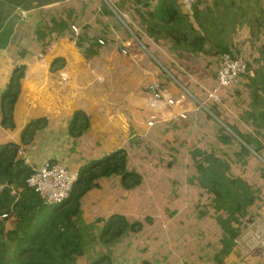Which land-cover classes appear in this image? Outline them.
Segmentation results:
<instances>
[{"label": "trees", "instance_id": "16d2710c", "mask_svg": "<svg viewBox=\"0 0 264 264\" xmlns=\"http://www.w3.org/2000/svg\"><path fill=\"white\" fill-rule=\"evenodd\" d=\"M154 1L156 2L153 4L152 0H145L142 5L141 0H39V4L42 3L39 6L55 2L57 6L52 7V10H55L54 15L48 14L43 18L42 31L36 33L34 41L36 51L44 53L60 38L72 40L74 37L71 26L76 28V25H81L85 32L75 37L78 38L75 47L90 61L92 49L99 46L96 35L89 32L90 25L97 23L100 32H109L108 25L104 26L96 17L102 15L113 27L120 25L118 19L127 26L129 22H135L142 27L144 34L140 35L135 31L132 33L151 51L156 60L159 61L160 55L152 52L154 46L163 50L164 54L169 55L178 65L181 63L182 70L192 75L198 70L196 65L195 71L191 69L193 62L203 64V58L214 57L210 46L204 47L205 43H212V36L216 39L212 44L217 48L218 55L231 53L222 37L229 29L233 30L238 25L232 17L242 19L247 16L249 9V3L239 7L236 5L237 0H211L210 5L207 0H195L190 9L183 13L177 0ZM127 3L135 10L134 14L125 9ZM143 6L151 9L142 13L140 8ZM256 6L257 16L254 22L257 27L263 25L264 30V11L259 5ZM94 7H99L101 13L98 14ZM123 14L129 22L121 16ZM224 19H227L229 24H217ZM178 69L175 67V71L182 74ZM25 74L26 66H21L11 76L7 88L1 93L2 105L6 110L1 111L0 129L15 128L13 112ZM247 79L250 112L242 111L244 116L240 119L244 121V125V119H247L245 126L249 128L248 124H251L256 128L257 134L264 129V77L259 80L252 77ZM200 101L204 102L208 112L200 108L196 113H188L187 118L180 122L166 121L156 124L152 129L156 142L162 140L176 143L180 147L187 145L189 165L184 164V151L180 153L181 159L178 160L157 148L156 142L146 144L137 137L138 139L134 138L125 147L94 161L88 168H80L69 198L53 210L43 206L39 197L27 187L26 179L31 173V168L17 158L19 146L7 141L0 133V264H81V257L86 264H100L102 253L98 248V240L85 236L87 228L76 218L80 200L86 197L88 191L98 186L100 180L106 179H112L113 184H119L121 196L127 192H135L144 177L146 180L151 179V174L146 173L142 178L137 171L139 167H144V159H148L149 165L154 166L156 170L159 168L157 171L160 175L168 177L171 174L162 171H175V165H178L190 169L189 173L196 176L199 183L190 186L188 192L195 194L194 202L197 196L202 200L207 195L211 197L212 208L208 216L210 222L203 229L209 230L214 234V238H217L216 245L219 244L220 248L214 253L212 261L222 264L221 259L230 254L232 240L247 224L263 218L264 144L257 138L258 134L253 137L243 126L224 123L227 130L217 124L218 132H221L219 141L222 147L212 146L209 152L195 149V141L188 135L198 131L194 124L199 121L200 115L216 124L210 114L219 118L224 112L221 107L216 108L218 104L215 102L204 98ZM37 124L38 121H34L24 129L23 144L32 140L39 129ZM71 126L70 134L76 139L89 127V123L83 113L77 112L72 118ZM181 135H184L182 140ZM137 154L146 155L140 158L136 157ZM164 160H167L165 165ZM254 176L259 177L261 185H257ZM197 204L198 202L196 207ZM204 215L205 213L200 212V223L206 222V219L202 220ZM10 217L14 224L8 221ZM162 217L167 216L162 213ZM107 227L108 232L106 230L104 234L105 242L109 243L114 242L124 233L126 227L131 226H126L123 219H116ZM201 238L206 242L209 240L204 232ZM93 258L95 261H92Z\"/></svg>", "mask_w": 264, "mask_h": 264}, {"label": "crops", "instance_id": "0c3cea01", "mask_svg": "<svg viewBox=\"0 0 264 264\" xmlns=\"http://www.w3.org/2000/svg\"><path fill=\"white\" fill-rule=\"evenodd\" d=\"M38 1L0 0V117L1 111L6 110L1 93L15 71L26 66L13 112L15 128L0 129V133L7 141L22 147L32 165L41 166L49 160L78 172L108 153L125 147L134 138H140L146 144L155 143L152 129L164 122L161 121L163 105L152 104L148 93L151 82H159L174 96L177 112H193L194 102L200 103V99L205 97V93L199 95V89L189 81L191 75L183 70L182 74L175 71L178 64L169 55L158 52L159 61L152 62L149 57L155 58L151 51L118 18L129 32L118 24L113 27L104 16L96 15L104 26L108 25L109 32H100L97 23L90 25V34L104 42L92 49L90 61L75 47L78 38L75 39L73 34L72 40L60 38L44 53L36 51L34 41L36 33L42 31L43 18L48 14L54 15L52 7L57 6V2L39 6L42 3ZM261 3L264 11V1ZM178 4H181L180 0ZM94 8L98 14L101 13L99 7ZM20 11L25 12L24 18ZM248 20L242 18L237 22L238 27L234 29L239 32L238 42L228 47L232 51L246 52L245 56L249 58L246 73L236 81L241 82L245 106L250 103L247 77L257 80L264 77L263 25L257 27L255 22L252 25ZM76 28L77 37L85 32L81 25H76ZM209 82L211 85L212 79ZM243 109L250 112L249 107ZM77 112L86 116L89 127L74 139L70 129ZM34 121H38L39 129L32 140L23 144L24 129ZM148 122L153 126L148 127ZM162 143L167 142L159 140L155 144L160 149ZM137 171L142 176L146 173L143 167ZM112 182V179L100 180L98 186L88 191L80 200L76 216L77 221L87 228L84 235L98 240L102 253L100 264H215L212 246L207 248V242L200 239L202 232L189 235L182 228L165 226L162 220L157 223L146 216L148 225L143 227L140 219L144 216L132 207L137 208L138 204L127 200V194L132 193L121 196L119 184ZM113 195H118L120 200H113ZM58 206L48 208L53 210ZM116 219H123L126 226L131 227H126L114 242L106 243L104 233ZM80 230L83 232L81 226ZM80 262L86 264L83 259Z\"/></svg>", "mask_w": 264, "mask_h": 264}, {"label": "rangeland", "instance_id": "374dc122", "mask_svg": "<svg viewBox=\"0 0 264 264\" xmlns=\"http://www.w3.org/2000/svg\"><path fill=\"white\" fill-rule=\"evenodd\" d=\"M144 1L145 0H141V4L144 3ZM178 1L179 0H177V3ZM180 1H181L180 6L183 8L182 0ZM207 1H208V4L210 5L211 0H207ZM237 1L238 3L236 5H239V7L241 5L244 6L246 2L249 3L248 13H247V16H244V18L249 19L248 22L249 23L252 22L251 24L253 25L254 19L257 16L256 4L259 5L260 8H262L260 6L263 4L261 3L262 0H258L257 2L256 0H237ZM152 2L154 4L156 1L152 0ZM182 8H181L182 12L186 13V10ZM125 9L127 10L128 13L134 14L135 12V10H133V8L131 7L129 3L126 4ZM148 9H151V7L143 6L140 8V11L143 13L145 11H148ZM121 16L126 21L129 20L125 14ZM232 18L235 20V22H238V20H240L237 17H232ZM129 23L130 24L128 27L130 31L131 30L135 31L140 35L141 33L144 34V30L142 29V27H139L133 21ZM217 24L226 25V24H229V21L227 19H224L223 21ZM119 26H121L125 31L129 30V29H126L125 26L122 25V23H120ZM235 27H238V25ZM238 38H239V32L236 31L235 29L234 30L229 29V31H227L226 34H224L222 37L227 47H231V44H234V42L237 43ZM211 41L212 43L216 41L215 36L211 37ZM212 43H208L207 45L205 43L204 47L207 48L208 46H210V49H212V53L214 57L203 58L202 59V61L204 62L203 64L202 63L200 64L197 61L193 62V65L191 64L192 66L191 69L193 71H195L196 66L198 70L192 73L189 81L194 83V85L199 89V90L197 89L198 92L200 91L199 95H201L202 93H205L206 89H209L212 85H214L216 70L219 64L220 57L217 53L218 52L217 48L213 46ZM230 51L232 53H239L241 50L238 52L236 50H233V51L230 50ZM152 52L155 53V55L159 56L158 52L163 53V50L161 51L160 49H158V52H157L156 49H152ZM240 53L245 56L246 52L243 53L241 51ZM162 56L168 62H170L167 56H164L163 54ZM149 58L152 62L157 61L156 59H153L152 57H149ZM246 58L249 61V58L248 57ZM155 64L157 65V63ZM177 67L180 69L178 70L182 72L183 65L180 63ZM186 74L188 73L186 72ZM194 75H196L197 77L196 79L194 78ZM211 79H212V84L209 85L210 83L209 81ZM240 83L241 82L233 84L228 90L223 91L222 94H224V97H222L220 103H217L218 106L216 108L220 109L221 107L225 113L222 112L219 118H216L213 114H210L212 120L216 124H213L212 121L205 120L204 116H201L199 114L200 119L198 122L196 121V123L194 124L195 128H197L198 131L190 132V134L188 135L190 138H192L195 141L194 143L195 149H199L203 152L204 151L209 152L210 150H212V146L215 148L222 147L219 141V134H221V132H218L219 129L217 128V124L220 127H223L224 129L227 130V127L225 126L224 123L231 125V126H234V125L243 126L244 128H246L248 133H251L253 137L254 135L256 136L258 134L257 138L260 139L262 143L264 144V129L261 131V133L255 134L256 128L251 126V124H248L249 126L248 128L247 126H245L247 125V122H246L247 119H244L246 123L245 125L242 123L244 121L240 119L244 116L242 115L243 114L242 111L244 112L243 107H247V108L249 107V104L246 106L244 105V100L242 97V93L244 91L242 92L241 87L239 85ZM200 84L201 86L199 87ZM178 88L179 90H181L180 89L181 87H178ZM188 98L190 97L188 96ZM194 104H195L194 108L196 110H194L193 112L195 111L197 112L200 108L207 111V107L205 106L204 102L200 101V104L194 102ZM183 136L184 135L180 136L181 140ZM171 144H174L175 146H177V149L172 152L173 153L175 152L174 155L177 157L178 160L181 159L180 153L184 151L183 152L185 153L184 164L189 165L190 164L189 154H188L189 149L187 145L180 147L176 143H171ZM145 155L146 154H137L136 157L141 158ZM143 161H144L145 166L144 167L142 166V167L143 169L146 170L147 174H151L150 175L151 179L143 180L144 183H141L139 186H137V191L133 192L131 195L127 194L128 201H135L138 204L137 208L135 206H132L133 209L136 210L137 213L144 216L143 218L140 219L142 226L146 227L148 225L147 219H145V216H146V217H149V219L150 218L155 219L154 221H156L157 223L162 220L165 226L170 225V227L173 226V227L182 228L183 230L187 231V234L189 235H191L192 232L196 234L204 232L206 238L209 239L207 241V248L210 246L212 247L215 246V248L212 249L213 254L216 251H218L220 248V245L219 244L216 245L217 238H214V234H212L209 230L204 231L203 229L205 225L208 226V223L210 222V220H208V216H209L210 208H212V204H210V202H212L211 197L207 195L204 197V200H202L200 197L196 195L197 196L196 201L194 202L195 194L188 192L190 190L189 189L190 186H196L199 183L196 176L195 175L192 176V174L189 173L190 169L175 165V171L173 170L169 171L166 169L162 171V172L171 174L167 177L166 175H160V173L158 172L159 168H157L158 170L157 171L154 166H150L149 165L150 162L148 161V159H144ZM166 162L167 160H164L163 165H165ZM163 165L162 167H164ZM139 168L141 169V167ZM146 173H143V176H145ZM253 179L256 181L257 185H261L259 182L258 176H254ZM189 181H191V183H189ZM117 186L118 185H116V187ZM116 198H118L117 201L120 200L118 195H116V197H114L113 200H116ZM110 202L112 201L110 200ZM197 202L198 204L196 207ZM200 212L205 213V215L202 217L203 218L202 220L206 219V222L204 221H202L201 223L199 222L198 217H200ZM162 213H164V216H167L168 218L167 217L163 218ZM262 217H263L262 219H255L249 224H247L241 230L240 234H238L232 240V247L229 250L230 254L221 259L222 264H228V263L234 264L237 262L239 263L242 262L241 264H264V245H263L264 244V212L262 214ZM8 221L14 224V221L11 217L8 218ZM185 223L187 225H185ZM134 226H137V225H134ZM3 233H5V231ZM198 237H199V234H198ZM82 259L84 260L83 257L79 258V261Z\"/></svg>", "mask_w": 264, "mask_h": 264}, {"label": "built area", "instance_id": "2783aa9c", "mask_svg": "<svg viewBox=\"0 0 264 264\" xmlns=\"http://www.w3.org/2000/svg\"><path fill=\"white\" fill-rule=\"evenodd\" d=\"M195 0H182L183 9L188 11ZM20 16L25 17V12L20 11ZM74 37L78 36L77 28L71 26ZM99 45L104 42L99 40ZM248 60L241 53H223L219 58V66L216 72L214 85L205 90V100L220 103L224 94L222 90H228L247 71ZM148 93L152 104L163 105L161 121L180 122L187 118L188 113L177 112L174 107L176 99L159 82H151L148 85ZM200 104L199 102L195 101ZM196 110V109H195ZM148 127L153 123L148 122ZM160 149L166 154L175 156L177 146L171 143L160 144ZM17 158L31 168V173L26 179V185L41 200L43 206L52 207L63 204L70 195L72 187L77 182L78 172L68 170L62 163L46 160L41 166H34L25 155L24 149L18 147ZM5 217V216H2ZM264 245V244H263Z\"/></svg>", "mask_w": 264, "mask_h": 264}]
</instances>
